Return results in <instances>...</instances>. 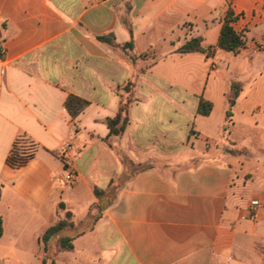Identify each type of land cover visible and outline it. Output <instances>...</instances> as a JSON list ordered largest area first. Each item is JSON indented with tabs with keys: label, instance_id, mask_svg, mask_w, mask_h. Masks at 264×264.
I'll list each match as a JSON object with an SVG mask.
<instances>
[{
	"label": "crops",
	"instance_id": "crops-1",
	"mask_svg": "<svg viewBox=\"0 0 264 264\" xmlns=\"http://www.w3.org/2000/svg\"><path fill=\"white\" fill-rule=\"evenodd\" d=\"M228 9L244 47L177 52L216 47ZM0 51V264H42L44 232L104 201L55 264H264V0H0ZM130 80L129 123L109 137ZM71 95L89 102L76 118ZM21 136L33 157L14 168ZM122 157L149 167L100 201Z\"/></svg>",
	"mask_w": 264,
	"mask_h": 264
},
{
	"label": "trees",
	"instance_id": "trees-1",
	"mask_svg": "<svg viewBox=\"0 0 264 264\" xmlns=\"http://www.w3.org/2000/svg\"><path fill=\"white\" fill-rule=\"evenodd\" d=\"M234 21L233 11L228 9L225 21L223 23L221 33L219 36V41L217 46L210 47H202V39L197 37L187 41L184 45L177 49L178 53H190V52H201L206 54L208 57L214 56L217 49L225 50L228 52H238L245 45L244 38L241 34L237 33L232 27V22ZM100 41L111 43V39L109 36L98 37ZM126 49H132V43H128L125 45ZM0 56L3 57V53L0 51ZM149 56V53L144 54L141 57L131 56V60L135 62L138 58H145ZM135 82L130 80L123 88L119 89L122 96V101L119 106V110L114 118L107 119L106 123L109 128V137L118 136L125 132V129L129 123V106L132 103L133 99L131 96L125 97V94H131L134 88ZM240 87L238 84H232L233 97L229 99V109L227 111V119L231 116V110L235 104V101L239 95ZM89 102L76 97L69 96L65 102L66 110L72 118H76L87 106ZM213 109L212 103L205 101L204 99H200L197 112L200 115L208 116ZM27 143L23 136L18 137L14 142L11 154L8 158V163L14 168H20L26 164V162L33 157L31 153H23L21 152L20 147ZM122 161L126 168V172L122 177L118 180H114L111 182L109 189L106 192L100 191L99 189H95L94 193L96 197L101 201L103 199H108L112 202L116 196V190L119 187H122L129 179L130 175L133 172L141 171L147 169L149 165L143 164H135L130 159L126 157H122ZM122 182V183H121ZM60 208H64L63 203L59 205ZM106 207L99 206L98 204L92 205L90 209L91 211L97 210L96 215L91 220L90 224L82 230L74 231L71 234H66L65 232L68 230H75L76 224L69 219L72 217V213L67 211L63 219H60L54 226L48 228L41 237V242L44 247V258L42 260V264H55L54 255L57 252L62 251H71L74 249L73 241L88 231L93 230L95 224L101 218V211ZM3 235V220L0 216V238ZM57 239L56 249L54 252L51 241L53 239Z\"/></svg>",
	"mask_w": 264,
	"mask_h": 264
},
{
	"label": "built area",
	"instance_id": "built-area-1",
	"mask_svg": "<svg viewBox=\"0 0 264 264\" xmlns=\"http://www.w3.org/2000/svg\"><path fill=\"white\" fill-rule=\"evenodd\" d=\"M69 147H67L64 151H63V154H65V152L68 150ZM75 180V176L72 172H68L66 174V176L64 177L63 181L66 182V183H72L74 182ZM262 206V202L257 200V199H254L250 202V205H249V218L251 220H255L256 219V216H257V210L258 208H260Z\"/></svg>",
	"mask_w": 264,
	"mask_h": 264
},
{
	"label": "rangeland",
	"instance_id": "rangeland-1",
	"mask_svg": "<svg viewBox=\"0 0 264 264\" xmlns=\"http://www.w3.org/2000/svg\"><path fill=\"white\" fill-rule=\"evenodd\" d=\"M152 53L150 52L149 55H151ZM122 183V182H121ZM107 202L104 201L100 204V206H104ZM97 210L96 211H91V215L84 217L83 219H77L74 220L72 217L69 219L70 221H73L77 226L75 230H68L65 233L66 234H71L74 231H79L82 229H85L91 222V220L94 218V215H96Z\"/></svg>",
	"mask_w": 264,
	"mask_h": 264
}]
</instances>
